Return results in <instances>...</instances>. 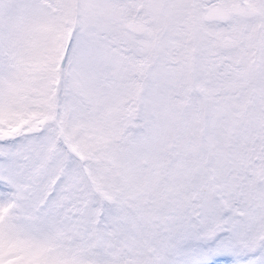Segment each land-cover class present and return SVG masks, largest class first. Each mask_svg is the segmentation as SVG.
<instances>
[{
  "label": "snow or ice",
  "instance_id": "1",
  "mask_svg": "<svg viewBox=\"0 0 264 264\" xmlns=\"http://www.w3.org/2000/svg\"><path fill=\"white\" fill-rule=\"evenodd\" d=\"M0 264H264V0H0Z\"/></svg>",
  "mask_w": 264,
  "mask_h": 264
}]
</instances>
